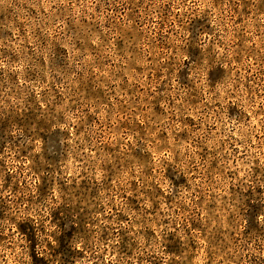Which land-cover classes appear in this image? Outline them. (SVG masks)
Listing matches in <instances>:
<instances>
[{
    "label": "rangeland",
    "instance_id": "1",
    "mask_svg": "<svg viewBox=\"0 0 264 264\" xmlns=\"http://www.w3.org/2000/svg\"><path fill=\"white\" fill-rule=\"evenodd\" d=\"M0 264H264V0H0Z\"/></svg>",
    "mask_w": 264,
    "mask_h": 264
}]
</instances>
